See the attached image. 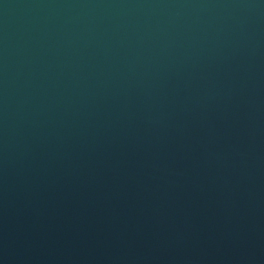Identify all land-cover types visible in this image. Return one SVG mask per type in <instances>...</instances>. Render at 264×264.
Listing matches in <instances>:
<instances>
[{
    "label": "water",
    "instance_id": "obj_1",
    "mask_svg": "<svg viewBox=\"0 0 264 264\" xmlns=\"http://www.w3.org/2000/svg\"><path fill=\"white\" fill-rule=\"evenodd\" d=\"M0 264H264V0H0Z\"/></svg>",
    "mask_w": 264,
    "mask_h": 264
}]
</instances>
